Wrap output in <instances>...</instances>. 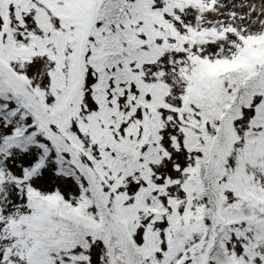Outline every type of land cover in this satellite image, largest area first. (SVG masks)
<instances>
[{
    "label": "snow or ice",
    "instance_id": "snow-or-ice-1",
    "mask_svg": "<svg viewBox=\"0 0 264 264\" xmlns=\"http://www.w3.org/2000/svg\"><path fill=\"white\" fill-rule=\"evenodd\" d=\"M0 264H264V0H0Z\"/></svg>",
    "mask_w": 264,
    "mask_h": 264
}]
</instances>
